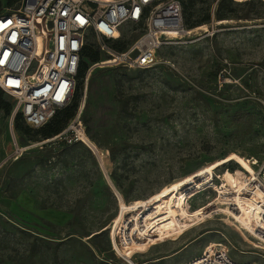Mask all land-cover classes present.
Segmentation results:
<instances>
[{
	"label": "rangeland",
	"instance_id": "374dc122",
	"mask_svg": "<svg viewBox=\"0 0 264 264\" xmlns=\"http://www.w3.org/2000/svg\"><path fill=\"white\" fill-rule=\"evenodd\" d=\"M182 1L186 27L209 30L163 47L154 67L87 76L97 60L83 56L69 107L82 106L100 157L46 141L13 117L16 101L0 89L11 107L0 104V264H129L122 253L180 264L211 243L264 264V205L245 189L253 167L244 157H264V0ZM20 3L0 0V13ZM87 49L110 61L93 33ZM135 230L114 247L117 231Z\"/></svg>",
	"mask_w": 264,
	"mask_h": 264
},
{
	"label": "built area",
	"instance_id": "2783aa9c",
	"mask_svg": "<svg viewBox=\"0 0 264 264\" xmlns=\"http://www.w3.org/2000/svg\"><path fill=\"white\" fill-rule=\"evenodd\" d=\"M186 31L182 0H21L13 11L0 13V89L16 101L13 117L20 113L27 125L38 128L72 102L90 33L109 54L106 60L110 61L95 62L87 76L102 66L154 67L163 61L158 57L159 51ZM127 33L132 36L131 41L117 45ZM46 141L81 143L100 157V149L87 129L82 106ZM22 151L17 145L15 153ZM244 157L253 167L247 177L246 191L260 190L264 194V157L261 162L255 156ZM115 193L119 200L122 195L117 189ZM260 203L264 205V199ZM138 236L136 230L126 235L117 231L114 247L119 250V244L122 247L124 242ZM125 258L129 264H140ZM180 264L241 263L227 247L214 243Z\"/></svg>",
	"mask_w": 264,
	"mask_h": 264
},
{
	"label": "trees",
	"instance_id": "16d2710c",
	"mask_svg": "<svg viewBox=\"0 0 264 264\" xmlns=\"http://www.w3.org/2000/svg\"><path fill=\"white\" fill-rule=\"evenodd\" d=\"M16 1H19V0H10V2H16ZM87 45L85 46L84 50H83V53H82V57L85 55V54H88L89 56H91L94 60H97L98 61V52H93V53H90L89 51H87ZM85 65V63H83V60H82V67H81V70H80V77L83 76L84 74V71L85 69L87 68V66H83ZM80 79V78H79ZM1 106L6 109L7 111H10L11 110V107H10V104L8 102H0ZM70 105V104H69ZM66 106L62 109H59L56 114L53 116L52 119H50L48 122H46L44 125L38 127L45 136L47 137H51L55 134H57L65 125L66 121H64L62 118H61V115H63L64 117L68 118L69 119L71 117L74 116L75 112L73 111H70V107ZM15 119L18 121L20 119H23L21 114H17L15 116ZM68 119V120H69ZM31 127V126H30Z\"/></svg>",
	"mask_w": 264,
	"mask_h": 264
},
{
	"label": "bare ground",
	"instance_id": "6f19581e",
	"mask_svg": "<svg viewBox=\"0 0 264 264\" xmlns=\"http://www.w3.org/2000/svg\"><path fill=\"white\" fill-rule=\"evenodd\" d=\"M232 21H234L233 18H221V19H216L215 24H217V25H229ZM249 22H253V20H249ZM207 30H209V23H204V24L197 25L195 27L187 28L185 35L196 36V35H200L202 33H205ZM255 194L257 196L255 198L257 201H261L264 199V197H262L258 191H256ZM122 255H124L125 257H128L134 261V259L131 258L128 254L122 253ZM142 264H146V262H143Z\"/></svg>",
	"mask_w": 264,
	"mask_h": 264
},
{
	"label": "crops",
	"instance_id": "0c3cea01",
	"mask_svg": "<svg viewBox=\"0 0 264 264\" xmlns=\"http://www.w3.org/2000/svg\"><path fill=\"white\" fill-rule=\"evenodd\" d=\"M166 256H169V255H166ZM162 257H164V256H162Z\"/></svg>",
	"mask_w": 264,
	"mask_h": 264
}]
</instances>
